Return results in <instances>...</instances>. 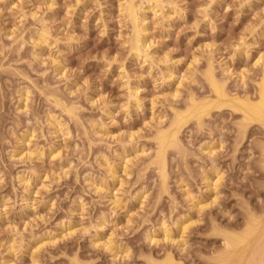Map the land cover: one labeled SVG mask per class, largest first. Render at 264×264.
<instances>
[{
  "label": "rangeland",
  "instance_id": "obj_1",
  "mask_svg": "<svg viewBox=\"0 0 264 264\" xmlns=\"http://www.w3.org/2000/svg\"><path fill=\"white\" fill-rule=\"evenodd\" d=\"M129 1L0 0V264H224L263 240L264 126L212 108L160 162L157 135L214 99L210 63L257 98L264 0H133L138 51Z\"/></svg>",
  "mask_w": 264,
  "mask_h": 264
},
{
  "label": "bare ground",
  "instance_id": "obj_2",
  "mask_svg": "<svg viewBox=\"0 0 264 264\" xmlns=\"http://www.w3.org/2000/svg\"><path fill=\"white\" fill-rule=\"evenodd\" d=\"M126 9H127V13H128L127 15L131 18V20L134 22V25H135L134 37L132 39V47H134L135 49H137L136 51H138L139 45L142 42L143 36L140 35L139 29H137V26H136L137 14H136V8L134 6L133 0L129 1ZM212 64L213 63H210L209 69L207 70V73H206V76H207V79H208L210 85L212 86V89H213L216 96L214 97V99L213 98L212 99L211 98L210 99L205 98V100L200 99L202 101H200L198 99H197L198 100L197 101L196 99L191 97L192 100L190 102V105L188 103V105L190 107L189 108L187 107L188 109L186 108L185 109L186 111L185 110L183 112L179 111V113H177L175 115L171 126H169L171 128L158 132L157 139H158L159 144H160V149L157 153V158L159 160L158 162H160V160L164 161L168 147H172V145H175L178 143L179 137H180L179 133H181V130L188 123V121L192 120V118H197V121L201 120L203 118V116L205 117L206 115L208 116V114H210V111L212 108L217 109V108H221L223 106H230L234 110L241 111L243 113V119H244L243 121H244L245 126L251 124L252 122L253 123L258 122V123H260V125L262 127L264 126V74L261 78V81L259 82L258 95H257V98L255 97L256 98L255 100L251 99L253 97H251V98L249 96L240 97V96H236V95L234 96V94H233L234 97L233 96L230 97L226 92L227 88L225 89L226 84L224 82H226V81H223V82L219 81L218 77H216V74L214 72L215 68H213ZM230 94H231V92H230ZM194 120H196V119H194ZM243 121H242V123H243ZM205 146H206V144H205ZM204 148L206 149V151L209 154H213V153L215 154V151H217V150H215L213 145H211V146L207 145ZM221 177H222V174L218 177V179H220ZM180 222L182 223V221H180ZM252 222H251L252 227H254V225L256 226V224L260 225L258 223L255 224V222H256L255 220L254 221L252 220ZM183 224H181V226L180 225H178V226H180L181 230L184 232V231H186L188 226L183 225ZM262 225H263L262 226L263 228H260L262 231H261V233H259V232L258 233L261 234V236L263 237V240L260 241V243H256V245L254 243L255 248H253V249H255V250L251 255H249V258H248L249 261L246 260V261H248V263L246 261H243L244 263L241 261L242 255L238 257L237 254L234 255L235 252L233 253L232 251L231 252L229 251L230 254L227 252L229 254L228 256L227 255H225L226 257L223 256V258H225L223 260L224 264H228V263L229 264H242V263L243 264H245V263L246 264H264V224H262ZM180 227H179V230H180ZM254 228L258 229L259 226H256ZM248 229H249V233H251L250 228H248ZM254 234L255 233H253V235L251 234V236H253L252 237V238H254L253 240L256 239V241L258 242V238H255L256 234L255 235ZM246 235H247V233L241 234V235L236 234V233L235 234L228 233L226 235L227 246L230 249L235 248V247H238L239 244H241V242L242 243L244 242L243 245L244 244L246 245L247 242L251 238L250 234L248 235L250 238L247 237ZM246 237L248 238L247 241H246ZM252 238H251V241H249V242H252ZM169 239H170V237H169ZM259 240H260V238H259ZM245 241H246V243H245ZM240 246L242 247V245H240ZM112 247H111V245L107 246V248L110 250H112ZM246 247L245 248L243 247V250L246 249ZM115 253H116V251H115ZM243 253H245V251L244 252L242 251V254ZM239 254H241V252ZM161 264H176V259H175L174 255L172 254V252L168 254L166 260L164 262H162Z\"/></svg>",
  "mask_w": 264,
  "mask_h": 264
}]
</instances>
